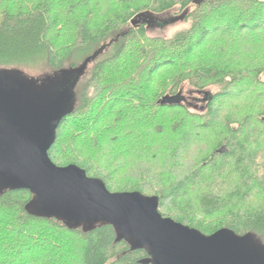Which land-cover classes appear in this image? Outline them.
Returning a JSON list of instances; mask_svg holds the SVG:
<instances>
[{
  "label": "trees",
  "instance_id": "16d2710c",
  "mask_svg": "<svg viewBox=\"0 0 264 264\" xmlns=\"http://www.w3.org/2000/svg\"><path fill=\"white\" fill-rule=\"evenodd\" d=\"M176 7L188 27L149 37L141 18ZM106 42L74 84L50 160L110 192L155 196L162 217L204 235L227 229L264 246V0H0V69L62 76ZM184 85L217 91L194 113L174 102ZM31 202L0 193L2 264H151L112 227L69 230Z\"/></svg>",
  "mask_w": 264,
  "mask_h": 264
},
{
  "label": "water",
  "instance_id": "95a60500",
  "mask_svg": "<svg viewBox=\"0 0 264 264\" xmlns=\"http://www.w3.org/2000/svg\"><path fill=\"white\" fill-rule=\"evenodd\" d=\"M84 66L41 80L0 69V193L27 191L38 216L69 230L110 226L151 264H264V246L249 234L220 229L204 235L162 217L155 196L110 192L78 166L50 160Z\"/></svg>",
  "mask_w": 264,
  "mask_h": 264
},
{
  "label": "rangeland",
  "instance_id": "374dc122",
  "mask_svg": "<svg viewBox=\"0 0 264 264\" xmlns=\"http://www.w3.org/2000/svg\"><path fill=\"white\" fill-rule=\"evenodd\" d=\"M144 23H146L147 27V34L149 37H162V38H170L176 33L186 29L189 25V22L185 21L184 13L178 12V8H174L172 11H169L162 15H148L145 18H141ZM243 43V42H242ZM109 43L106 42L98 52V54L93 58V60L87 65L84 66L82 72L79 75V78L77 79V83L80 79H83L84 77H87L91 71V68L94 64L93 61H96L100 58H102L107 52H109L108 47ZM25 75L28 78H34V79H44L47 77L52 76L51 73L47 68H44L43 66L40 67V69H30V70H23ZM46 76V77H45ZM217 91V88H209L206 91L198 92L189 87L188 85L182 86L179 93L180 99H174V102L182 103L186 105L190 111L194 113H201L204 111L205 108V98L206 95L209 93H214ZM233 107L234 110H238L239 106L236 104L235 101L229 102ZM235 106V107H234ZM225 110H222L221 116L223 117L222 120L226 117L227 112H224ZM224 114V115H223ZM234 114V113H233ZM238 116V115H237ZM227 118V117H226ZM210 140L202 141L200 144L201 146L199 148L205 149L204 152H206L207 148L210 145ZM129 159V158H128ZM36 253V251H34ZM35 254H29V259H31ZM2 259L0 258V264H2ZM22 264V263H20ZM25 264V263H23Z\"/></svg>",
  "mask_w": 264,
  "mask_h": 264
}]
</instances>
